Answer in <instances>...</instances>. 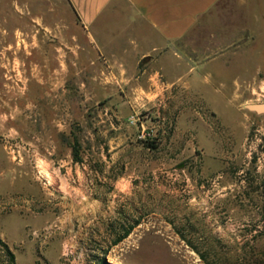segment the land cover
Listing matches in <instances>:
<instances>
[{"label": "rangeland", "instance_id": "1", "mask_svg": "<svg viewBox=\"0 0 264 264\" xmlns=\"http://www.w3.org/2000/svg\"><path fill=\"white\" fill-rule=\"evenodd\" d=\"M241 1L156 83L111 78L67 0H0V220L65 246L34 264H264V0Z\"/></svg>", "mask_w": 264, "mask_h": 264}, {"label": "crops", "instance_id": "2", "mask_svg": "<svg viewBox=\"0 0 264 264\" xmlns=\"http://www.w3.org/2000/svg\"><path fill=\"white\" fill-rule=\"evenodd\" d=\"M233 1V0H229ZM88 49L114 69L111 78L121 81L144 77L156 82L158 76L169 81L185 83L183 72L187 65L184 43L186 38L205 20L204 28L217 20V10L228 0H67ZM248 1L242 0L245 4ZM107 63V64H108ZM200 67V66H199ZM198 67L189 71V84L209 83L201 76ZM207 68H209L207 66ZM201 72V71H200ZM195 74L194 76L191 74ZM157 83V82H156ZM155 83V84H156ZM170 83V82H169ZM11 231L0 220V264H9L6 246L19 264V254L24 253V243L30 237V252L36 242L41 249L46 246L48 260L64 255V243L51 232L40 235L32 224H16ZM54 226H51L53 228ZM55 237L52 239V237ZM37 240V241H36ZM27 250V249H26Z\"/></svg>", "mask_w": 264, "mask_h": 264}, {"label": "trees", "instance_id": "3", "mask_svg": "<svg viewBox=\"0 0 264 264\" xmlns=\"http://www.w3.org/2000/svg\"><path fill=\"white\" fill-rule=\"evenodd\" d=\"M154 148H156V147H154ZM74 157L76 158V161H78V160H80V159H77L78 158V156H77V153H74ZM82 160H80V162H81ZM127 235H128V233H125V235L123 236V237H121L117 242H121L124 238H126L127 237ZM183 238V237H182ZM1 243V242H0ZM116 244H118V243H116ZM188 245L195 251V252H197L198 254H200L199 253V251H198V249L196 248V247H194V245L193 244H191V243H188ZM5 248H6V253H7V256L9 257V264H15V257H14V255L9 251V249L6 247V246H4ZM201 257H202V259L204 260V261H206V258L203 256V255H201ZM102 264H109V263H107L105 260L102 262Z\"/></svg>", "mask_w": 264, "mask_h": 264}, {"label": "water", "instance_id": "4", "mask_svg": "<svg viewBox=\"0 0 264 264\" xmlns=\"http://www.w3.org/2000/svg\"><path fill=\"white\" fill-rule=\"evenodd\" d=\"M248 109L253 112L264 113V104L250 105Z\"/></svg>", "mask_w": 264, "mask_h": 264}]
</instances>
